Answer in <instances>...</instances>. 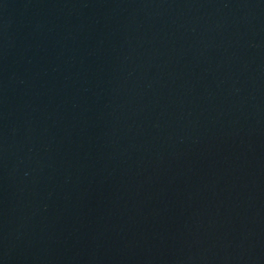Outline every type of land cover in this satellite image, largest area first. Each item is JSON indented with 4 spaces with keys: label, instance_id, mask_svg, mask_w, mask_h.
<instances>
[{
    "label": "water",
    "instance_id": "water-1",
    "mask_svg": "<svg viewBox=\"0 0 264 264\" xmlns=\"http://www.w3.org/2000/svg\"><path fill=\"white\" fill-rule=\"evenodd\" d=\"M0 264H264V0H0Z\"/></svg>",
    "mask_w": 264,
    "mask_h": 264
}]
</instances>
